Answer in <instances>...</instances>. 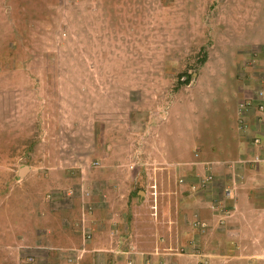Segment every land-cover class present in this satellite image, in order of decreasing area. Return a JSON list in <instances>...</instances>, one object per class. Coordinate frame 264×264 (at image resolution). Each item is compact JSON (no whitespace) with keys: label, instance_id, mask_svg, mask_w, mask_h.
<instances>
[{"label":"rangeland","instance_id":"obj_1","mask_svg":"<svg viewBox=\"0 0 264 264\" xmlns=\"http://www.w3.org/2000/svg\"><path fill=\"white\" fill-rule=\"evenodd\" d=\"M227 1L0 0V264H257L198 241L214 89L264 83Z\"/></svg>","mask_w":264,"mask_h":264},{"label":"crops","instance_id":"obj_2","mask_svg":"<svg viewBox=\"0 0 264 264\" xmlns=\"http://www.w3.org/2000/svg\"><path fill=\"white\" fill-rule=\"evenodd\" d=\"M224 6L223 21L231 23V37L239 40V46L234 43L233 49L240 54L259 50L264 56V0H228ZM238 47L241 48L238 50ZM259 72H264V67ZM218 84L214 90L220 92L217 99L224 109L223 117L217 120L221 127L218 130L222 131L221 140L219 144L207 140L201 147L202 152L209 154V158L201 161L209 173L204 174L202 183L214 192L206 188L208 191L203 189L206 193L199 194L198 199L203 201V217H197L214 235L206 240L199 236L198 241L206 248L204 255L214 256L216 254L211 251H216L224 243L227 245V241L241 240L240 243L248 245L249 251L231 256L244 261H247L246 257L257 264H264V83L257 88L261 98H256V90L252 98L246 95V89L235 91L230 114L226 97L222 95L226 87L220 81ZM252 102L253 107L249 105ZM187 186L188 191L194 189V183ZM199 220L197 223L193 221L192 225L197 227ZM233 251V254H238V251ZM226 256L219 255V263ZM206 261L209 264L210 259Z\"/></svg>","mask_w":264,"mask_h":264},{"label":"built area","instance_id":"obj_3","mask_svg":"<svg viewBox=\"0 0 264 264\" xmlns=\"http://www.w3.org/2000/svg\"><path fill=\"white\" fill-rule=\"evenodd\" d=\"M241 106H243V104H241ZM260 107H261V104H260ZM242 110V109H241Z\"/></svg>","mask_w":264,"mask_h":264}]
</instances>
